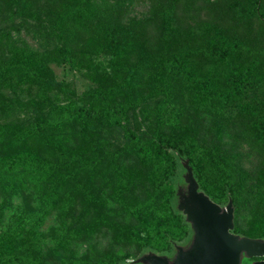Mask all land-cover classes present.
I'll list each match as a JSON object with an SVG mask.
<instances>
[{"label": "trees", "instance_id": "trees-1", "mask_svg": "<svg viewBox=\"0 0 264 264\" xmlns=\"http://www.w3.org/2000/svg\"><path fill=\"white\" fill-rule=\"evenodd\" d=\"M132 1L0 0V264H47L38 251L42 216L51 207L72 202L82 191L76 181L79 173L95 169L103 160L83 158V153L113 131L122 139L114 153L131 152L139 162L149 163L153 186L149 191L145 183L134 186L128 194L136 201L123 192L101 212L84 205L87 215L75 223L68 238L88 237L99 220L123 209L133 224L115 232H120L117 237L121 239L128 230L123 237L134 243L136 253L126 260L128 253L99 250L84 259L75 258L77 253L68 248L58 264H141L133 260L145 252L171 256L174 244H186L191 230L176 209V189L184 184L179 174L184 172V159L198 190L220 206L231 200L232 232L238 233L236 192L225 178L218 152L200 146L186 129L150 131L141 139L126 116L140 98L114 99L125 91V84L132 85L141 62L153 61L160 73L188 82L195 97L208 99L222 110L245 113L254 144L264 153V49L246 44L236 31L217 22L182 27L176 0H150L145 16L125 18ZM226 5L232 21L254 20L264 32V0H229ZM12 31L18 35L12 37ZM19 32L36 47L21 39ZM192 36L205 53L203 72L189 60ZM133 51L134 61L130 58ZM54 67L83 75L93 70V81L102 78V83L98 80L95 86L76 92L62 75L57 77ZM162 104H157L160 111ZM17 110L28 114L27 121H4ZM133 167L134 174L142 177L138 166ZM17 196L19 203L12 201ZM5 210L8 213L3 217ZM263 214L262 202L250 211L260 237H264V227L257 224L264 225ZM56 231L48 233L53 247L62 244Z\"/></svg>", "mask_w": 264, "mask_h": 264}, {"label": "rangeland", "instance_id": "rangeland-1", "mask_svg": "<svg viewBox=\"0 0 264 264\" xmlns=\"http://www.w3.org/2000/svg\"><path fill=\"white\" fill-rule=\"evenodd\" d=\"M227 2L229 0H176V16L182 27L198 28L201 22H217L225 28L236 31L237 36L246 44L264 49V32L260 25L254 20L251 22L232 21L231 11L226 8ZM150 4V0H133L128 6L125 18L145 16L149 12ZM2 29L1 27L0 33ZM11 34L12 37L18 35L13 31ZM149 35V44L153 46L155 44L154 35L151 33ZM19 37L31 47H36L33 41L25 38L23 33H20ZM188 47L190 48L189 60L196 63L203 72L206 58L202 45L192 36L188 40ZM134 54L133 51L130 56L131 60L134 59ZM99 57L104 58L102 55ZM139 67L141 71L135 75V83L125 84L123 86L125 91L122 94L117 93L114 99L118 102L125 100L126 97L140 98L137 105L127 109L128 124L137 131L141 139L148 136L150 131L170 133L180 129L190 130L200 146H210L215 149L224 168L225 178L231 180L236 192L235 228L238 234L257 236L260 229L252 226L254 220L250 218V211L261 202L264 207V176L262 175L264 153L258 143L254 144L248 116L245 113L236 112L233 108L222 110L208 99L195 97L188 82L178 76L171 77L160 73L153 61L141 62ZM54 69L57 77L61 78L62 75L64 80L75 87L76 92L95 86L98 80L102 83V78L93 81L95 74L93 70L83 75L78 70H66V67L63 69L54 67ZM112 80L114 81L111 79L110 82ZM115 83L118 82L115 81ZM159 102L163 103L161 111L158 110L160 107H157ZM27 115L17 110L3 120L25 122ZM121 140L119 133L113 131L106 134L104 141L96 139V142L91 143L89 149L83 153V158L94 157L103 160L97 164L95 169L79 173L76 181H80L83 188L72 202L51 207L43 214L42 223L39 226L41 242L38 243L40 247L38 251L41 252L45 263L58 264L59 258L68 248L73 254L77 253L75 258L83 257L84 259L98 254L99 250L104 252L110 249L128 253L130 256L126 260L131 259L136 253L134 243L123 237L128 230L122 233L121 239L117 237L120 232H115L122 226L128 227L133 224V220L123 209H120L113 217L109 216L107 219L99 220L96 231L88 237L85 234H77L68 238L70 230H74L75 223L87 215V212L84 213V205L101 212L102 209L113 206L116 198L121 197L123 192L128 199L136 201L133 200L136 197L131 198L128 194L134 186L145 183L148 191L153 186L151 180L154 178L150 172L149 163L139 162L131 152L114 153L120 146ZM111 156L112 160L109 159ZM133 166H138L142 177L138 173L134 174L136 172ZM184 186L185 184L179 185L181 188ZM59 200L57 203L60 202ZM12 201L19 203V197H13ZM7 213L8 210H5L3 217ZM262 217L264 218V214ZM257 226L264 227L258 224ZM55 230H57V235H60L62 244L53 247V240L48 233Z\"/></svg>", "mask_w": 264, "mask_h": 264}, {"label": "water", "instance_id": "water-1", "mask_svg": "<svg viewBox=\"0 0 264 264\" xmlns=\"http://www.w3.org/2000/svg\"><path fill=\"white\" fill-rule=\"evenodd\" d=\"M184 169V189H176V209L189 224L191 236L185 246L174 244L170 257L145 252L134 259L141 264H239L240 256L262 257L251 264H264V240L238 236L230 232L233 227L231 200L220 206L201 190L192 176L187 160Z\"/></svg>", "mask_w": 264, "mask_h": 264}, {"label": "flooded vegetation", "instance_id": "flooded-vegetation-1", "mask_svg": "<svg viewBox=\"0 0 264 264\" xmlns=\"http://www.w3.org/2000/svg\"><path fill=\"white\" fill-rule=\"evenodd\" d=\"M184 189V188H182ZM233 228V227H232ZM230 232H232V229L230 230ZM234 234H237L238 236H246V235H241V234H238L236 232H232ZM191 235V234H190ZM246 237H249V238H258L260 240H264V237H260V236H254V237H251V236H246ZM190 239V238H189ZM189 241V240H188ZM187 244V243H186ZM186 244H182V246H185ZM170 257V256H168ZM262 257H256V256H253V257H245L243 254H241L240 256V260H239V264H251L252 262L254 261H258V260H261Z\"/></svg>", "mask_w": 264, "mask_h": 264}]
</instances>
